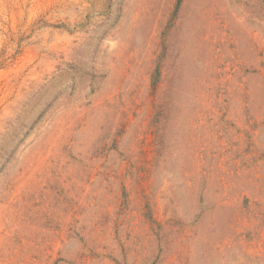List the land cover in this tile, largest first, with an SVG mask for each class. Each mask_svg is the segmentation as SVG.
I'll use <instances>...</instances> for the list:
<instances>
[{"label":"rangeland","instance_id":"1","mask_svg":"<svg viewBox=\"0 0 264 264\" xmlns=\"http://www.w3.org/2000/svg\"><path fill=\"white\" fill-rule=\"evenodd\" d=\"M0 264H264V0H0Z\"/></svg>","mask_w":264,"mask_h":264}]
</instances>
